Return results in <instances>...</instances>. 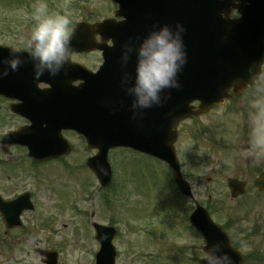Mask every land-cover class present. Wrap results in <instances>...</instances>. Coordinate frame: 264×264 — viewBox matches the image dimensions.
Wrapping results in <instances>:
<instances>
[{"label":"rangeland","instance_id":"rangeland-1","mask_svg":"<svg viewBox=\"0 0 264 264\" xmlns=\"http://www.w3.org/2000/svg\"><path fill=\"white\" fill-rule=\"evenodd\" d=\"M40 3L47 5L49 13L68 15L72 30L78 22L114 18L116 10L109 0H26L23 3L0 0V44L28 48V35L35 24L32 14ZM234 17L236 13L231 16ZM250 91L214 114L185 123L180 129L177 149L181 163L187 165L190 157L193 164L189 181L198 203L205 208L211 206L214 221L221 226L228 225L234 233L233 223L238 222L251 235L240 242L239 250L250 258L248 264H264V194L257 192L253 185L256 169L264 168V158H258L251 168L241 160V147L248 144L250 128L244 132L243 126L249 127L248 119L231 110L244 107L249 111ZM216 120L221 122L219 134L207 133L196 140L193 134ZM81 146V166L67 169L53 163L40 167L46 177L41 175L37 191L45 217L20 242L12 245L10 252L4 253L5 247L0 249V264H43L39 251L56 249L61 264H95L100 248L92 228L95 222L118 230L114 240L119 252L118 264H197L195 259L202 254L205 257L200 247L204 241L196 242L194 231L189 227L192 205L176 192L166 165H153L151 169L144 156L125 149L114 150L110 154L114 180L106 190L100 188L86 167L87 159L94 152L87 149L83 140ZM231 178L248 184L247 194L240 199L231 198L227 187ZM168 217L174 220L169 223ZM147 228L154 230L149 236ZM244 236L239 234L235 238ZM257 254L262 260L258 261Z\"/></svg>","mask_w":264,"mask_h":264},{"label":"water","instance_id":"water-1","mask_svg":"<svg viewBox=\"0 0 264 264\" xmlns=\"http://www.w3.org/2000/svg\"><path fill=\"white\" fill-rule=\"evenodd\" d=\"M118 4V18L123 21L106 19L102 23L89 25L78 23L72 33L75 51L103 49L94 44L95 35L104 39L118 38L115 47L137 37L148 34L154 24L175 25L181 22L186 28L184 41L187 46L188 63L180 74L181 89L170 91L171 98L163 107L146 109L145 113L133 120L130 107L122 100L118 105L107 107L102 98L100 85L77 94L79 126L76 130L87 138L90 148L98 149L96 157L90 158L87 166L98 177L101 187L112 182V170L108 153L112 148L128 147L156 156L170 164L178 174L176 185L182 192L190 194V187L181 177L180 166L175 152L177 127L197 114L220 106L227 99L228 91L236 95L252 85L247 79V68L255 60L264 59V0H242L238 6L234 0H111ZM237 10L240 17L230 20ZM230 13L226 18L221 13ZM88 41L89 43H86ZM118 49V48H117ZM12 49L0 46V61L9 57ZM73 52V53H74ZM24 60L17 72H11L0 79V95L10 96L12 87H20L21 79H32L33 65L29 53L17 51ZM0 65V69H2ZM117 74L122 75L121 67ZM92 80V78H91ZM37 84L36 81L33 82ZM27 84V83H26ZM92 97V100L90 98ZM89 101V102H87ZM198 101L199 106H193ZM113 108L118 111L113 112ZM64 122V120H63ZM66 122V120H65ZM67 124V125H64ZM64 128H74L71 123H62ZM143 132L147 134L144 136ZM247 148V147H245ZM260 192L264 191V172L255 180ZM233 198L245 194L246 183L236 179L228 181ZM194 227L205 238L207 251L215 243H223L224 251L234 259L235 264H246L244 257L232 247L230 236L212 221L211 216L201 206L191 215ZM96 239L101 248L95 264H116V248L113 239L115 228L94 224ZM48 264H57V255L51 253ZM200 264H207L206 261Z\"/></svg>","mask_w":264,"mask_h":264},{"label":"flooded vegetation","instance_id":"flooded-vegetation-1","mask_svg":"<svg viewBox=\"0 0 264 264\" xmlns=\"http://www.w3.org/2000/svg\"><path fill=\"white\" fill-rule=\"evenodd\" d=\"M96 43L106 46H111L113 40L106 39L105 41L101 38L96 40ZM72 63H77L83 66L85 69L92 73L100 71L101 84L104 91V101L109 107L111 104L118 105L121 94H124L121 90V80L123 75L117 74L116 66L114 62L106 61L103 51L96 50L95 52H85L82 54H74L72 56ZM120 65V62L118 63ZM121 66V65H120ZM128 71L131 73L134 71V59L128 66ZM87 74V73H86ZM86 74L79 73L74 77V73L67 66V74L61 73L59 76L50 77L49 75H43L40 83L37 86H31L25 88L21 97L16 98L14 96L4 97L0 96V198L4 202H16L8 208L9 214H11L14 221L13 228H9L5 224L4 215L0 211V249L5 247L4 253L10 252L12 245L20 242L24 236L27 235L31 227L35 223H39L40 218L45 217L42 214L43 205L39 202V191H37V182L41 181L40 167H47L53 163H60L64 168H72L74 165H80L82 163V146L81 140L84 139L79 133L74 131H62L61 136L68 141V148L66 153L53 160L47 159L46 161H39L34 159L35 147H38L39 143L48 145L54 143V138L57 133L58 126L56 125L55 112L71 110L73 114H77V94L75 92L77 87L86 85L87 81L81 79ZM81 76V77H80ZM248 89L245 93H247ZM243 97L235 98V100L242 99ZM125 101L127 107L131 105V98H122ZM227 100V102L231 101ZM226 102V104H227ZM221 108L211 110L206 114L199 115L192 120H187L182 123L178 129V139L181 136L180 129L182 126L189 121H196V118L206 117L207 115L214 114ZM245 120L248 118L246 114L248 110L244 107L240 108ZM74 114V115H75ZM217 121V120H216ZM207 123V125L196 131L195 135H198V140L201 135L216 134L218 135L220 130L218 127L221 122ZM244 132H248V128L244 126ZM13 135V139L6 140L4 137ZM25 140L26 145H22L21 142ZM179 141H177L178 144ZM247 146L248 144H244ZM241 155V160L245 161L246 167L251 168L257 161L258 158H252L244 154ZM153 165H163L157 159H153L146 154H141ZM249 160H253L249 164ZM168 166V165H167ZM186 167L188 168L187 173L185 172ZM169 168V166H168ZM248 168V169H249ZM182 174L184 178L190 183L189 178L193 164L188 158L187 165L181 163ZM264 168L258 167L256 176L259 175ZM52 173V172H51ZM49 172H47L48 176ZM255 179V178H254ZM174 178L170 177V182L174 185ZM49 187V186H48ZM52 187V185H50ZM176 192H178L182 198L192 205L197 200V194L191 184L192 197H186L181 194L179 189L174 185ZM38 209L40 212H38ZM19 216V218H18ZM18 221V223H17ZM43 221V220H42ZM19 222L22 225H17ZM189 222V219H188ZM47 225V222L45 223ZM49 224V223H48ZM189 227L191 225L189 224ZM194 231V239L196 242L201 244L202 237L199 233L191 227ZM201 250L203 251L202 246ZM58 249L51 251H39V254L43 257V264H46L48 254ZM201 251V252H202ZM59 255V253H58ZM59 264L60 255H59Z\"/></svg>","mask_w":264,"mask_h":264},{"label":"clouds","instance_id":"clouds-1","mask_svg":"<svg viewBox=\"0 0 264 264\" xmlns=\"http://www.w3.org/2000/svg\"><path fill=\"white\" fill-rule=\"evenodd\" d=\"M242 0H234L238 6ZM230 13H221L226 18ZM35 24L28 35L29 56L37 80L47 73L50 77L67 74L71 64V19L66 14L49 13L44 3L35 6L32 14ZM186 28L181 22L175 25L154 24L147 35L129 40L122 45L120 65L123 72L121 90L131 98L130 111L136 120L146 109L163 107L171 98L170 91L181 89L180 74L188 63L187 46L184 41ZM134 60V71L128 66ZM24 60L13 49L8 58L0 61V79L17 72ZM247 79L253 84L248 95V124L250 135L244 154L252 158H264V59L253 61L247 68ZM118 111L113 108V112ZM205 250L207 264H235L233 257L224 251L223 243H215Z\"/></svg>","mask_w":264,"mask_h":264}]
</instances>
